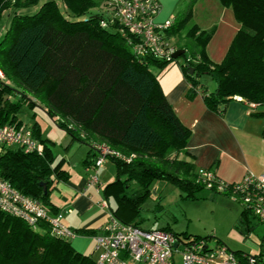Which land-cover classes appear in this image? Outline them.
Returning a JSON list of instances; mask_svg holds the SVG:
<instances>
[{
	"label": "trees",
	"instance_id": "1",
	"mask_svg": "<svg viewBox=\"0 0 264 264\" xmlns=\"http://www.w3.org/2000/svg\"><path fill=\"white\" fill-rule=\"evenodd\" d=\"M60 1L65 13L55 0H0V15L9 6L13 9L0 39V69L7 79H0V124H24L37 142L33 150L1 146L0 176L50 214L67 211L59 210L50 194L68 180L69 172L62 167L63 159L54 157L39 124L28 125L17 117L27 105L41 107L58 127L88 146L86 178L91 171L97 173L98 147L115 152L105 159L116 165V176L101 193L106 201L109 192L115 195L116 208L109 209L123 222L139 223L133 219L137 203L156 178L172 181L188 195L222 194L206 188L193 163L179 158L190 129L150 69L177 58L137 56L121 36L120 23L105 10L106 0ZM196 1L183 0L162 32L175 50L189 54L180 65L189 84L188 96L201 94L206 105L219 113L235 96L264 106V0H219L232 9L239 24L220 61L206 51L214 27L202 29L192 21ZM37 4L32 15L16 12ZM203 74L213 79V89L199 79ZM16 93L21 94L18 100L13 99ZM131 182L138 187L132 189ZM247 216L242 209L238 221L249 230ZM73 230L77 235L99 233V228ZM92 254L76 251L70 238L52 233L43 220L31 225L0 209V264H95Z\"/></svg>",
	"mask_w": 264,
	"mask_h": 264
},
{
	"label": "built area",
	"instance_id": "2",
	"mask_svg": "<svg viewBox=\"0 0 264 264\" xmlns=\"http://www.w3.org/2000/svg\"><path fill=\"white\" fill-rule=\"evenodd\" d=\"M159 8V0H106L105 3V10L120 23L121 36L137 56L172 57L175 47L162 33L171 20L157 23L155 16ZM0 79L7 82L1 69ZM12 145L33 150L37 142L24 124H0V147ZM98 148L95 168L104 162L106 154L115 153L106 147ZM198 173L206 188H215L226 194L240 204L246 214L264 223V172L260 175L248 172L242 180L233 183L217 178L209 169H199ZM85 184L100 190L95 171L88 174ZM100 205L108 209V217L94 236L95 264H177L176 254L180 255V264H264V252L259 256L236 255L222 243L210 248L202 238H187L170 229H143L138 224L117 218L106 200L102 199ZM0 209L23 218L31 225L43 220L58 236L73 238L77 235L62 223L61 212L50 214L38 200L21 193L1 176Z\"/></svg>",
	"mask_w": 264,
	"mask_h": 264
},
{
	"label": "crops",
	"instance_id": "3",
	"mask_svg": "<svg viewBox=\"0 0 264 264\" xmlns=\"http://www.w3.org/2000/svg\"><path fill=\"white\" fill-rule=\"evenodd\" d=\"M182 2L183 0H159L160 8L155 21L162 23L166 20H174ZM192 21L202 29L214 27V34L206 45V51L212 60L220 61L239 26L232 9L224 7L219 0H197L192 8ZM215 41H219L220 51H214ZM188 88L187 80L181 78L176 79V82L170 86L167 85L165 88L162 86L174 112L190 129L185 152L180 153L179 158L192 162L196 171L211 170L217 178L227 183L242 180L248 172L255 175L263 173L264 106L248 103L240 96H235L227 103L224 112L219 113L206 105L201 94L188 96ZM49 145L51 147V142ZM87 154L88 149L86 157ZM64 162L63 159V168H65ZM101 165L97 168V172ZM83 167L85 177L82 182L71 183L69 178L62 181L55 189L58 191L56 196L59 201H52L60 208L59 210H67L62 215V223L69 228L98 229L108 217V209L100 205L103 199L101 188L105 184L101 183L99 178L100 190L92 186L87 187L85 181L89 171L85 165ZM98 174L105 175L103 171H99ZM205 194L210 195L207 192ZM211 196L214 197L212 194ZM95 203L104 210L100 212L99 208L95 207ZM245 220L249 222L247 217ZM240 228L243 233L249 231L242 226ZM88 240H93L95 245L92 235L78 234L70 238L72 246L80 251L85 249ZM260 246L264 250V235ZM237 251L233 253L236 255L245 253Z\"/></svg>",
	"mask_w": 264,
	"mask_h": 264
},
{
	"label": "rangeland",
	"instance_id": "4",
	"mask_svg": "<svg viewBox=\"0 0 264 264\" xmlns=\"http://www.w3.org/2000/svg\"><path fill=\"white\" fill-rule=\"evenodd\" d=\"M43 1V0H42ZM62 13H65V8L60 0H55ZM12 3V2H11ZM40 4V3H39ZM36 6L19 8L16 10L19 14H34L38 9ZM12 5V4H11ZM0 15V37H3L5 28L9 25L11 13L13 9L11 6L3 9ZM219 41H215L214 51H220L218 47ZM185 55L177 57L166 64L164 67L151 66L150 69L158 78L160 86L164 88L176 82V79H185V76L180 68L184 62ZM209 55V53H207ZM199 79L205 83L209 89H213L215 82L207 75L203 74ZM161 86V88H162ZM163 90V89H162ZM21 96L16 93L13 96L14 100H18ZM17 117L23 123L32 125L34 122L39 124L43 138H47L51 142L52 153L58 159H64V167L69 171V181L71 183H80L85 177L84 171V157L88 146L75 139L63 129L58 127L53 120L41 107H30L23 105L17 113ZM54 142V143H53ZM84 158V159H83ZM103 171L105 175L98 174ZM117 168L114 162L110 159H105L99 168L97 175L101 183L107 184L116 176ZM132 189L138 187L135 182H131ZM149 192L140 202H138V209L133 214V219L139 222V226L143 229H170L172 232L183 236H190L191 238L200 237L205 240L208 247L213 248L218 244H225L232 252L240 250L247 254L254 255L260 251L262 236L264 235V223L259 222L251 214H248V224L250 229L247 233H243L239 226L238 216L241 214L242 207L240 204L232 201L225 195L216 194L201 196L200 194L188 195L177 184L164 178H156L152 180L149 186ZM207 192V194L210 192ZM57 190L52 191L50 199L59 201L56 196ZM102 197L104 198V194ZM100 199H102L100 197ZM109 207L115 209L117 198L111 192L108 193ZM95 207L99 208L101 212L104 210L99 204L95 203ZM98 210L95 211L97 213ZM74 243V240H73ZM93 240H88L85 244V249L80 251L84 255H91L93 252ZM94 257V254H92ZM177 264L181 263L180 255L176 254Z\"/></svg>",
	"mask_w": 264,
	"mask_h": 264
},
{
	"label": "water",
	"instance_id": "5",
	"mask_svg": "<svg viewBox=\"0 0 264 264\" xmlns=\"http://www.w3.org/2000/svg\"><path fill=\"white\" fill-rule=\"evenodd\" d=\"M184 53H185V49H177L174 51L172 57L177 58V57L183 55ZM192 71H193V69L191 68L189 72L191 73ZM174 245H176V243Z\"/></svg>",
	"mask_w": 264,
	"mask_h": 264
}]
</instances>
